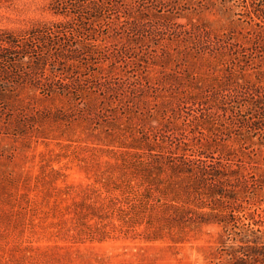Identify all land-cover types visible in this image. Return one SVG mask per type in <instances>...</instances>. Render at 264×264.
<instances>
[{
	"label": "trees",
	"instance_id": "16d2710c",
	"mask_svg": "<svg viewBox=\"0 0 264 264\" xmlns=\"http://www.w3.org/2000/svg\"><path fill=\"white\" fill-rule=\"evenodd\" d=\"M44 1L62 21L21 33L0 28V133L26 136L36 118L52 115L107 126L110 137L123 138L117 147L125 151L122 164L113 166L119 174L106 180L116 188H143L147 217L166 227L154 237L168 228L183 233L216 225L221 234L213 264H264L254 228L264 209L250 212L264 180L245 173L239 151L217 128V118L244 116L236 134L258 137L264 147V0H210L248 26L245 33L224 34L191 19L179 22L183 0ZM148 42L150 54L132 60L197 63L160 79L130 76V47L135 52ZM26 90L33 101L64 107L40 113L32 101L16 99ZM130 112L160 125L136 128L130 144Z\"/></svg>",
	"mask_w": 264,
	"mask_h": 264
},
{
	"label": "rangeland",
	"instance_id": "374dc122",
	"mask_svg": "<svg viewBox=\"0 0 264 264\" xmlns=\"http://www.w3.org/2000/svg\"><path fill=\"white\" fill-rule=\"evenodd\" d=\"M181 6L185 18L179 22L191 19L220 34L248 30L241 17L221 12L210 0H183ZM62 20L44 0H0V28L21 33ZM147 45L150 43L135 52L130 47V76L160 79L163 72L183 73L186 65L192 69L197 63L172 60L163 65L159 60H132L146 58L150 54ZM202 63L199 72L204 74L207 65ZM17 96L20 101H32L40 113H55L64 107L33 101L27 90L18 91ZM52 116L51 120L36 118L39 123L30 126L26 136L0 133V264H213L220 227L210 225L183 233L168 228L161 237H154L152 232L166 227L158 218L147 217L150 205L143 199V188H116L113 181L106 180L119 174L113 166L123 162L125 150L117 147L123 138L110 137L107 126L65 122ZM243 117L229 113L217 118V128L228 134L227 144L239 151L245 173L264 180L263 142L236 134L243 128ZM147 118L130 112V144L132 136H138L136 128L160 125L155 118ZM127 127L121 122L119 128L126 131ZM112 133L120 131L114 128ZM262 200L264 192L251 205V213L257 207L264 209ZM159 212V208L155 210ZM255 221L254 228L260 230L258 236L264 243V213L255 216Z\"/></svg>",
	"mask_w": 264,
	"mask_h": 264
}]
</instances>
